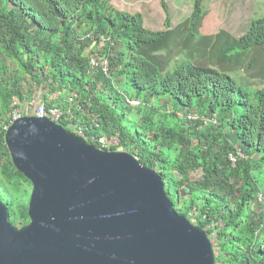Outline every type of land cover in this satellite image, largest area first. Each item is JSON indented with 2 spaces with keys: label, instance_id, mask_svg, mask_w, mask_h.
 <instances>
[{
  "label": "trees",
  "instance_id": "obj_1",
  "mask_svg": "<svg viewBox=\"0 0 264 264\" xmlns=\"http://www.w3.org/2000/svg\"><path fill=\"white\" fill-rule=\"evenodd\" d=\"M202 1L170 27L162 0L165 28L152 30L111 0H0V125L14 100L41 91L66 130L96 147L97 136H117L155 169L174 210L214 235L216 264H264V88L253 83L264 81V14L239 36L205 34ZM95 54L108 56L107 74L88 68ZM30 188L1 131L0 199L13 225L29 221Z\"/></svg>",
  "mask_w": 264,
  "mask_h": 264
},
{
  "label": "water",
  "instance_id": "obj_2",
  "mask_svg": "<svg viewBox=\"0 0 264 264\" xmlns=\"http://www.w3.org/2000/svg\"><path fill=\"white\" fill-rule=\"evenodd\" d=\"M4 142L31 190L21 226L0 199V264H216L205 229L131 153L34 115L10 123Z\"/></svg>",
  "mask_w": 264,
  "mask_h": 264
},
{
  "label": "rangeland",
  "instance_id": "obj_3",
  "mask_svg": "<svg viewBox=\"0 0 264 264\" xmlns=\"http://www.w3.org/2000/svg\"><path fill=\"white\" fill-rule=\"evenodd\" d=\"M161 1L162 0H111V4L119 10H124L128 13H141L146 28L162 30L165 28L166 14ZM163 1L169 12L168 22L170 27H173L190 14L194 0ZM202 9L205 12L202 25L199 28L202 33L211 34L219 30H225L235 37L246 30L251 18H257L264 14V0H203ZM236 73L239 79L243 75V73L238 70ZM253 83L255 86L264 88V81L256 79ZM121 86L127 95L131 96L132 92L129 89V82L122 83ZM41 93L40 91V94ZM162 99L168 101L166 105L167 110L172 109L173 100L168 96H164ZM157 102L158 101L154 100L153 104H157ZM126 114L129 115L128 110ZM117 151H128V149L125 150L120 147ZM210 238H214V235L211 234ZM213 250L217 255V249L214 247Z\"/></svg>",
  "mask_w": 264,
  "mask_h": 264
},
{
  "label": "built area",
  "instance_id": "obj_4",
  "mask_svg": "<svg viewBox=\"0 0 264 264\" xmlns=\"http://www.w3.org/2000/svg\"><path fill=\"white\" fill-rule=\"evenodd\" d=\"M102 38L105 39V37L103 36ZM88 68L90 70H97V69H101V71H103L105 74L108 73L109 71V58L107 55H89L88 57ZM125 102H127L129 105L131 106H137L140 104V101L134 98H129L126 97L125 98ZM15 104H19V102H17L16 100L13 101V109L10 112L9 118H8V122H2L0 125V132L5 131L8 129L10 123H12L14 120L22 117V116H27V115H34L37 117H47L48 119L58 123V121H60V119L63 116V111L56 107V106H52L49 107L47 110L44 106L43 103V98H42V94H40L39 90L35 91V93L33 94V96H31V98H29V100L27 102H25L24 104H19V106H16ZM187 120H195L196 119V115L188 113L186 115ZM213 123H216V120H212ZM73 132H75L76 134L83 136V131L81 128L75 126ZM97 142L99 143L100 147L99 148H114V150H118L120 149V145H119V139L117 136H111L110 138L106 137L105 135H100L97 136ZM236 154L240 155V152L237 151ZM229 159L232 162V164L235 163L236 158L235 156L230 153L229 154Z\"/></svg>",
  "mask_w": 264,
  "mask_h": 264
},
{
  "label": "clouds",
  "instance_id": "obj_5",
  "mask_svg": "<svg viewBox=\"0 0 264 264\" xmlns=\"http://www.w3.org/2000/svg\"><path fill=\"white\" fill-rule=\"evenodd\" d=\"M110 151H112V150H110ZM113 151H116V150H113ZM128 152V151H127ZM190 221V220H189ZM209 236V235H208ZM210 237V236H209ZM211 239V238H210Z\"/></svg>",
  "mask_w": 264,
  "mask_h": 264
},
{
  "label": "crops",
  "instance_id": "obj_6",
  "mask_svg": "<svg viewBox=\"0 0 264 264\" xmlns=\"http://www.w3.org/2000/svg\"><path fill=\"white\" fill-rule=\"evenodd\" d=\"M157 30V29H156Z\"/></svg>",
  "mask_w": 264,
  "mask_h": 264
}]
</instances>
